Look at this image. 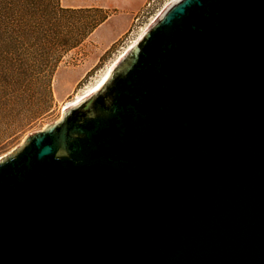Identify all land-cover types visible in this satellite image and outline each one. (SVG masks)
Segmentation results:
<instances>
[{
    "label": "water",
    "instance_id": "95a60500",
    "mask_svg": "<svg viewBox=\"0 0 264 264\" xmlns=\"http://www.w3.org/2000/svg\"><path fill=\"white\" fill-rule=\"evenodd\" d=\"M0 264H264V0L172 1L0 158Z\"/></svg>",
    "mask_w": 264,
    "mask_h": 264
},
{
    "label": "rangeland",
    "instance_id": "374dc122",
    "mask_svg": "<svg viewBox=\"0 0 264 264\" xmlns=\"http://www.w3.org/2000/svg\"><path fill=\"white\" fill-rule=\"evenodd\" d=\"M167 1L59 0L60 7L78 12L53 13L44 3L27 11L37 19L55 17L51 25L60 39L81 41L62 55L51 79H0V158L27 135L58 121L67 103L107 76Z\"/></svg>",
    "mask_w": 264,
    "mask_h": 264
},
{
    "label": "trees",
    "instance_id": "16d2710c",
    "mask_svg": "<svg viewBox=\"0 0 264 264\" xmlns=\"http://www.w3.org/2000/svg\"><path fill=\"white\" fill-rule=\"evenodd\" d=\"M42 3L51 4L53 13L78 12L60 7L59 0H0V79H51L62 55L81 41L60 39L51 25L55 17L37 19L26 13ZM0 105L4 107L1 99Z\"/></svg>",
    "mask_w": 264,
    "mask_h": 264
},
{
    "label": "bare ground",
    "instance_id": "6f19581e",
    "mask_svg": "<svg viewBox=\"0 0 264 264\" xmlns=\"http://www.w3.org/2000/svg\"><path fill=\"white\" fill-rule=\"evenodd\" d=\"M115 65V64H114ZM113 65V66H114ZM112 69V68H111ZM110 69V71H111ZM109 71V73H110ZM108 73V74H109ZM108 76V75H107ZM107 76H104L102 78V80H100V82H98L96 85H94L93 87L91 88H88V90L86 92H84V94H82L81 96L79 97H76V99L72 100L71 102L67 103L64 107H63V110L68 108V107H71V106H74L76 104H78L79 102H81L83 99H85L86 97L90 96L92 93H94L101 85L102 83L105 81L106 77Z\"/></svg>",
    "mask_w": 264,
    "mask_h": 264
},
{
    "label": "built area",
    "instance_id": "2783aa9c",
    "mask_svg": "<svg viewBox=\"0 0 264 264\" xmlns=\"http://www.w3.org/2000/svg\"><path fill=\"white\" fill-rule=\"evenodd\" d=\"M172 1H174V0H168L167 1V3L162 7V9L155 15V17H154V19L160 14V12L168 5V4H170ZM149 5V4H148ZM153 19V20H154Z\"/></svg>",
    "mask_w": 264,
    "mask_h": 264
}]
</instances>
